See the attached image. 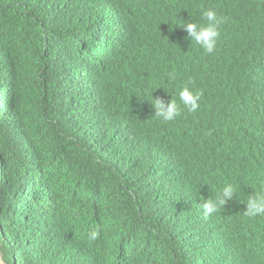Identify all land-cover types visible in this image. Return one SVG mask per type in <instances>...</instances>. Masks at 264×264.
Masks as SVG:
<instances>
[{
	"label": "trees",
	"instance_id": "1",
	"mask_svg": "<svg viewBox=\"0 0 264 264\" xmlns=\"http://www.w3.org/2000/svg\"><path fill=\"white\" fill-rule=\"evenodd\" d=\"M73 1L0 0L5 264H264V216L244 215L264 191V0H87L83 24ZM207 8L211 54L176 25ZM185 84L199 109L153 116Z\"/></svg>",
	"mask_w": 264,
	"mask_h": 264
},
{
	"label": "clouds",
	"instance_id": "2",
	"mask_svg": "<svg viewBox=\"0 0 264 264\" xmlns=\"http://www.w3.org/2000/svg\"><path fill=\"white\" fill-rule=\"evenodd\" d=\"M130 4L138 5L140 9L146 8V11L150 12L147 0H130ZM200 15L204 21L203 23L189 19L187 21L184 20L183 23H176V25H179L187 32V38L191 40L192 44L194 42L204 52L211 54L216 50L221 34L219 28L224 18L218 15L214 8L202 9ZM111 34L112 31H110L109 41L113 39ZM174 78V74H169L170 80H174ZM201 95L200 92L194 91L189 84H185L178 93L179 102L174 96L169 101L153 97V95V99L147 100L151 101L155 109L153 116L159 118L162 122H169L180 116L183 109H187L189 112H196L200 107ZM236 192V187L232 183H226L215 198H204L201 206L205 218L217 213L227 201L236 196ZM244 203L246 204V210H244L246 217L256 218L264 216V191L248 195ZM98 236L99 232L96 230H91L87 234L89 241L97 240ZM176 255L180 262L183 263V257L180 254Z\"/></svg>",
	"mask_w": 264,
	"mask_h": 264
},
{
	"label": "bare ground",
	"instance_id": "3",
	"mask_svg": "<svg viewBox=\"0 0 264 264\" xmlns=\"http://www.w3.org/2000/svg\"><path fill=\"white\" fill-rule=\"evenodd\" d=\"M86 1L87 0H79V3H76V1L74 0L73 2H72V6H71V9H72V13L69 15V17H71L72 18V23L73 24H83L84 22L83 21H81L79 18H78V15H79V13H81L82 11H84L85 9H86ZM91 1V0H90ZM81 21V22H80ZM121 21V20H120ZM122 21H123V19H122ZM104 32H102V34H103ZM103 36V35H102ZM84 72H87V71H82V73H80V74H83L84 75ZM78 73V71H76V74ZM75 74V76H77V78H78V82H81V81H83V79L80 77V74L79 75H76ZM85 78H86V76H85ZM84 78V79H85ZM4 112H6V109L4 110ZM7 114V113H6ZM7 116V115H6ZM261 119H263V118H261ZM260 120V119H259ZM261 121H264V120H261ZM2 257V256H1ZM2 260H3V258H2Z\"/></svg>",
	"mask_w": 264,
	"mask_h": 264
},
{
	"label": "rangeland",
	"instance_id": "4",
	"mask_svg": "<svg viewBox=\"0 0 264 264\" xmlns=\"http://www.w3.org/2000/svg\"><path fill=\"white\" fill-rule=\"evenodd\" d=\"M1 166V164H0ZM0 264H5V262L2 260V257H1V251H0Z\"/></svg>",
	"mask_w": 264,
	"mask_h": 264
}]
</instances>
